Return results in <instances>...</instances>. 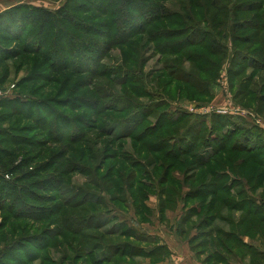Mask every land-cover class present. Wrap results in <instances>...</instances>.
Returning <instances> with one entry per match:
<instances>
[{
	"label": "rangeland",
	"instance_id": "obj_1",
	"mask_svg": "<svg viewBox=\"0 0 264 264\" xmlns=\"http://www.w3.org/2000/svg\"><path fill=\"white\" fill-rule=\"evenodd\" d=\"M20 2L58 11L68 0H0V13ZM158 2L159 10L161 7L164 11L158 10L157 18H162L148 33L144 32L147 27L142 18L146 5L137 7L140 12L130 13L134 18L132 28L127 22L122 29L124 34L133 31L136 36L106 53L103 66L108 75L100 78L90 73H54L44 67L43 60L37 55L21 54L9 58L13 56L12 51L23 53L25 43H36L39 36L28 27L25 33H19L24 42H17L7 29L12 28L7 22L10 11L0 16V151L15 153L13 158L17 156L13 159L14 166L9 160L4 168V172H10V177L4 176V179L0 174L17 189L16 193L14 188L10 192L9 187H5V194L0 198V264H96L97 258L117 250L109 248L118 244L133 255L118 256L107 264L146 263L148 258L144 256V249L156 245L142 238L139 231L135 237L128 231L134 222L149 223L154 211L147 212V208H157L164 215L177 207L180 193L199 191L204 185L218 183L223 190L217 192V200L213 201L210 193L203 199L196 197L187 201L189 207L206 205L207 208L190 217L189 237H197L191 241L194 253L205 264H228L237 257L258 264L256 249L252 251L239 242L242 243L240 238L245 236L264 246V148L247 153L227 150L215 163L201 169L189 156L175 162L165 159V152L145 151L143 145L173 137L177 149L181 141L185 145L184 138L189 135L196 154L202 149L211 128L218 136L236 133V137L241 138L242 135L249 136V130L264 136V69L255 70L251 66L253 56H259L264 44V0ZM75 3L90 6L83 0ZM250 5H255L253 11H250ZM88 10L90 15L94 14L93 7ZM22 11L18 17L22 16ZM77 14L84 20L88 16ZM152 17L144 18L152 20ZM99 22L86 20L89 25ZM249 22L261 27H251ZM171 30H181L185 35L174 40L152 41L163 38ZM192 36L203 43L165 57L157 50L159 45L162 49L168 48L169 44L178 51L179 42ZM37 73L51 81L28 80ZM183 75L197 81L185 84L182 82L185 80L179 78ZM135 78L139 81L136 84L123 85ZM94 94H98L97 97H90L92 103L87 105L79 103L75 106L72 104L74 97L70 98L71 95L76 98ZM68 98L71 102L66 107ZM14 99H21L23 105L7 104ZM97 99H100V110L97 106L91 107ZM49 109L61 110L71 119L67 133L62 134L65 139L76 140L82 130L88 129H84L83 120L94 121L98 117L100 127L91 129L84 140L75 144L54 142L49 137L50 131L46 133L41 129L43 118L48 119L51 114ZM30 110L34 121L26 118ZM17 112L23 116L15 115ZM158 120L166 124L171 121L184 123L162 128L155 134V128H161L157 125ZM48 121L51 128L54 120ZM194 122L195 127L189 128ZM103 129L112 137L102 134ZM147 130L155 135L146 140L134 139L133 136H140ZM129 134H132L130 139L118 141ZM17 141L20 145L13 144ZM245 143L240 140L238 145ZM166 149L168 151L169 147L163 151ZM3 158L8 160L0 153V165ZM27 158L33 163L29 172L51 167L49 173L20 180L21 172H11ZM137 161L144 162L137 171L150 169L151 177H143L132 169ZM155 162L159 166L161 162L166 164L165 170L169 164L176 163L170 170L167 184L161 185L164 169L158 170ZM61 166L66 168L61 169L65 173L58 171ZM111 169L114 174L110 175ZM216 172H231L232 175L220 178V183L214 176ZM59 174L63 176L59 177ZM35 182H40L42 189L35 187ZM150 182L152 187H144ZM232 183L231 189H226ZM24 186L26 192L21 193L20 187ZM245 186L249 188L248 192ZM252 204L254 208L259 207L261 216H249ZM8 209L26 218H15ZM162 210L166 212L162 213ZM173 217L171 214L169 218L166 216L164 224L158 217L151 229L160 227L163 236L172 239L166 224L173 222ZM98 226L102 228L97 230ZM231 234H235V238H231ZM206 240L208 245L204 247L201 244ZM88 252H93V256Z\"/></svg>",
	"mask_w": 264,
	"mask_h": 264
},
{
	"label": "trees",
	"instance_id": "obj_2",
	"mask_svg": "<svg viewBox=\"0 0 264 264\" xmlns=\"http://www.w3.org/2000/svg\"><path fill=\"white\" fill-rule=\"evenodd\" d=\"M76 0H68V2L65 4V6L58 10V11H52L48 10L45 8H40V7H31L29 5H25L24 3L17 4L3 13H0V16L2 15L5 16L6 13L9 11V18L7 22H10L12 25V28H7L11 32V34L17 39L16 41L21 43L22 41L24 42L23 38L19 35V33L22 31L25 33L28 29V27H32L33 31H37L39 39L36 43H25L24 48H23V53L17 52V51H12L11 54L13 55L12 57L9 58H17L21 54L25 56H30V55H37L40 56V59L43 60V65L44 67L48 70H52L54 73L57 74H62L67 71H71L75 74H80L84 75L86 73H90L91 75L93 74L96 78L104 77L107 74L105 66H103V59L105 58V55L108 51H111L112 49L116 48L117 46L125 45L128 43L130 39H133L136 34H134L133 31H130V33H125V31L122 29L124 27V24L128 22L129 28H132L131 23L133 21V16L130 14L132 11L140 12L138 11V6L141 4H145L146 6H143V11L142 13V18L144 21V26L147 28H144V32L148 33L150 30L154 29L155 25L159 21L160 18L157 13L161 10H159V0H156L157 2L152 3L151 0H83L87 2L90 6L94 8V14L90 15V10L88 6H85L84 4H78L75 3ZM163 7V6H162ZM255 9V5H250V11H253ZM20 10L22 11V16L18 17V13H20ZM159 10V11H158ZM164 11V10H161ZM77 13L80 14H87V18L85 20L81 17L78 16ZM138 14V13H137ZM156 14V15H154ZM153 16L152 20H147V18H144L145 16ZM162 16V14H161ZM167 17V16H165ZM95 20V21H100L99 24H94V25H89L86 23V20ZM6 21V20H5ZM124 22V23H123ZM251 27L255 28H260L259 24H254V22H249ZM125 28V27H124ZM155 33V32H154ZM160 34L159 32H157ZM155 33V34H157ZM163 38H153L154 39H166V40H174L177 38H182L185 34L181 30H171L165 34ZM161 36V34H160ZM157 41V40H156ZM200 43H203L201 40H198V38H194V36L191 37V39H185L179 42L178 44V51L174 49V47H169L170 45L168 44V48H163L160 49V45L158 46L157 50L162 56H168V55H173L180 53L181 51H185L189 48H192L196 45H200ZM46 50V51H45ZM173 51V52H172ZM95 59V60H94ZM253 64H251L252 68L255 70H261L264 69V44L259 51V56L254 55L253 56ZM29 65L30 59H29ZM44 74L37 73L35 76H31L28 78L29 81L34 82L35 80L38 82L40 79L44 80H49L50 79H45L43 77ZM54 75V74H53ZM174 75V74H172ZM184 79L185 81H182L185 84H191L193 81H197L195 78L190 77L189 75H183L182 77H179ZM70 80H73L72 78ZM69 82V81H68ZM137 82H139L136 78L125 82L123 85H134ZM129 83V84H127ZM194 88V87H193ZM196 89V88H195ZM136 89H134L135 91ZM98 94L94 95H83V96H75L71 95L70 98L74 97V102H72L73 105L77 106L79 103H85L91 104L92 100L90 97H97ZM70 98L66 100L68 104H66V107L69 106L70 104ZM168 99V98H166ZM21 99H14L8 102L7 104H12V105H18L21 104L20 102ZM264 100V98H263ZM100 99L95 100V105H91V107L97 106V109H101L100 107ZM120 99L118 98L117 102L119 103ZM90 106V105H89ZM50 113L49 118H53L54 122L52 123L51 128H49V121L47 118H43L42 121V126L41 129L43 132H49V137H51V140L54 142H66L70 144H75L81 141L82 139L84 140L89 131L91 129H99L100 127V122L99 118L97 117L94 121L91 120H83V127L84 129L88 128L85 131L80 132V136L76 140H71V138H63L62 134L67 133L66 129L71 126V119L66 117V114L61 113V110H53L49 109ZM44 111V110H43ZM110 111V110H108ZM98 112V111H97ZM15 115L23 116V113L17 112L14 113ZM98 115H100L98 113ZM28 119H32L33 116L31 114V110L29 111V114L27 115ZM34 119V118H33ZM32 119V120H33ZM34 121V120H33ZM184 123V121H171L168 122L167 124L161 120H158L157 125H160L161 128H155V134H157L160 129H167L169 127L175 126L177 124ZM196 122H194L189 128L195 127ZM165 125V126H163ZM202 125V124H200ZM254 129H258L257 126H254ZM261 129V128H260ZM104 131V129H103ZM151 130H147L144 134L140 136H133L134 139H142L146 140L149 139V136L155 135L151 134ZM191 131V130H190ZM215 130L211 128V132H209L207 138L204 140L202 149L198 151V153L195 154V146L193 144H190V136L187 135L184 139V144L182 141L180 142V145L176 146L175 144L177 143L173 137L165 138L164 140H161L157 144L155 143H150L147 142L144 144V148L146 149L145 151L148 152H153V153H159V152H165V159H172L175 162L180 161L181 158L185 156H189L190 158L193 159L195 164L201 169L208 167L209 165L213 164L216 162V159L219 155L224 154L227 150L233 151V152H252L253 149L255 148H264V139L259 134H257L256 130H249V136L247 135H242L240 136L241 138L236 137V133H227L224 136H218L217 134L214 133ZM263 133V131H261ZM1 133H6L5 131H1ZM154 133V132H153ZM105 136L112 137L111 134H107L105 131L104 133ZM251 134L252 137H251ZM132 134L122 136L118 138V141L120 140H125V139H130ZM147 135V136H145ZM10 138L12 136H9ZM136 137V138H135ZM254 140H252V139ZM13 141H15V137L11 138ZM71 140V141H70ZM240 140H244L247 143H245L243 146H239L238 143ZM12 141V140H11ZM19 141V140H18ZM15 142L13 144L15 145H20L19 142ZM139 142V141H138ZM232 142L233 144H230ZM260 142V145H259ZM147 145V147H146ZM172 145V146H171ZM174 145V146H173ZM166 147H169L168 151L167 149L163 151ZM0 153L2 155H5V157L8 158H3L1 160L2 165H0V174L3 175L2 177L6 176L7 178L10 177L9 173L10 172H4L5 165L9 164V160L12 161L13 166L16 164L14 160H16V157L13 158L15 153H8L6 150H1ZM253 156V155H251ZM254 157V156H253ZM60 159V157H57ZM159 158V157H158ZM14 159V160H13ZM144 162L142 161H137L136 165H132V169L136 170L139 175H143V177H151V170H145L143 172L137 171L138 168H141ZM158 170H163L164 169V175L161 177V185L167 184V181L169 180V174L170 170L174 169L176 166V163L169 164L167 169L166 164L162 163L157 164ZM33 167V163L31 162V159H26L25 162L22 164L19 163V165L14 168V170L11 172H21V176H23L20 180H28V178H31L34 175H40V173H49V169L51 168H45L44 170H33L36 172H29V169ZM25 168L26 170L23 171L22 169ZM66 170L64 166H61L59 170ZM62 173H65L66 171H62ZM68 172V170H67ZM222 172H216L214 173V176H216L218 182H220V178L222 177H227L229 174H221ZM225 173V172H223ZM109 174H114L113 169L109 172ZM110 175L108 178H110ZM26 176V178H25ZM62 174H59V177H62ZM120 177L122 176L119 175ZM107 178V177H106ZM106 178H104L106 180ZM5 179V178H4ZM222 183V182H220ZM0 192H3L5 187H9V191L12 192L13 188L15 192L17 193L16 186L13 182L10 181H4L1 176H0ZM12 184H14L12 186ZM153 183H149L145 185L144 187L149 188ZM233 183L229 184V188L226 189H231ZM12 187V188H11ZM35 187L38 189L41 188L40 182H35ZM152 187V186H151ZM18 188V187H17ZM26 187L24 186L23 188L20 187L21 193L26 192ZM223 190L221 188V184H212V185H204L203 187L200 188V192L198 190H191L190 193H187L186 196H183V193H180L179 198L184 199V203L186 207L189 209L188 212V219L190 220L191 216L201 214L205 208L206 205L203 207H189L187 205V201L192 199V198H200L203 199L210 195H213V201L216 199L217 200V192ZM243 193V192H240ZM5 193L3 192L0 194V198L4 195ZM15 196V195H14ZM178 198V197H177ZM8 199V198H7ZM210 202L211 203H213ZM206 203V201H205ZM226 204H230L229 202L225 201ZM249 204V203H248ZM253 205V204H252ZM2 209H7V208H2ZM207 209V208H206ZM9 210V209H8ZM147 212L150 211L149 208H147ZM4 212V211H3ZM6 212V210H5ZM14 210L10 209L9 214H11L13 217L17 219L21 218H26L24 217L21 213L13 214ZM146 215H150L149 213H146ZM261 216V212L259 207L254 208L249 207V216ZM140 221V220H138ZM102 228L101 226L96 227V229ZM132 228V229H131ZM128 231H130L134 237L137 235L138 230L133 226ZM207 234V233H206ZM206 234L204 237H206ZM235 234H231V238L234 237ZM138 237V236H137ZM208 237V236H207ZM143 238V237H142ZM197 237H192L191 241L196 239ZM208 239V238H207ZM144 241V240H140ZM220 243V242H219ZM202 246L206 247L208 245V240L202 242ZM239 245L245 246L242 243L239 242ZM123 248V249H119ZM125 246L118 244L114 248H109V249H119V251L114 250L111 251L108 254H102L99 258L96 260V264H107L111 262L114 258L118 256H126V255H133V252H128L125 251ZM129 248V247H127ZM145 250V249H144ZM149 250V249H147ZM132 251V250H131ZM146 251V250H145ZM89 256H93V252H88ZM217 255L214 254V257ZM220 260H223L221 256L218 257ZM98 261V262H97ZM126 264V263H125Z\"/></svg>",
	"mask_w": 264,
	"mask_h": 264
},
{
	"label": "crops",
	"instance_id": "obj_3",
	"mask_svg": "<svg viewBox=\"0 0 264 264\" xmlns=\"http://www.w3.org/2000/svg\"><path fill=\"white\" fill-rule=\"evenodd\" d=\"M22 2H20L21 4ZM16 4H13V6ZM11 6V7H13ZM10 7V8H11ZM9 9V8H8ZM7 10V9H6ZM227 174L232 175L231 172H227ZM245 191H249V188L245 186ZM187 193L184 192L183 196H186ZM151 199V198H150ZM154 213L153 215H150L149 223H146L144 221H138L136 220L133 224V226L141 233L143 238H147L149 241L154 243L155 247L145 248V258L147 262L142 264H205L204 262H201L199 258L194 253V250L191 246V237H189V230L188 225L190 224V220L188 219V212L189 209L186 207L184 203V199L178 201L177 207L175 209H172L171 211H163L166 212L164 215H161V211L156 209H151ZM264 209V208H263ZM174 215L173 222L166 224L173 237L172 239H168L169 237L163 236L164 232L161 230L160 227L154 228L155 230L151 229V226H154V220L160 219V223L162 224L167 216L169 218V215ZM175 221V222H174ZM164 224V223H163ZM145 235H148L145 236ZM185 236V237H183ZM248 237L242 236L241 242L245 247H249L253 251V249H256V254L259 258L258 264H264V246L260 244H255V242H251ZM149 249V250H147ZM218 253L219 251L216 250ZM156 257H159L161 259H158ZM153 260V262H152ZM226 262V261H225ZM228 264H257L256 262H250L249 260L238 258Z\"/></svg>",
	"mask_w": 264,
	"mask_h": 264
}]
</instances>
